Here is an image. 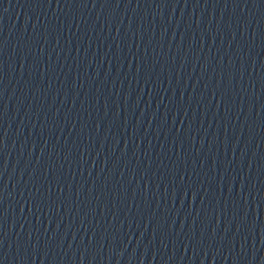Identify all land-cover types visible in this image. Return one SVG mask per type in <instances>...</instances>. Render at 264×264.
Listing matches in <instances>:
<instances>
[{
    "label": "water",
    "instance_id": "95a60500",
    "mask_svg": "<svg viewBox=\"0 0 264 264\" xmlns=\"http://www.w3.org/2000/svg\"><path fill=\"white\" fill-rule=\"evenodd\" d=\"M0 264H264V0H0Z\"/></svg>",
    "mask_w": 264,
    "mask_h": 264
}]
</instances>
